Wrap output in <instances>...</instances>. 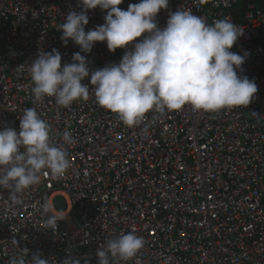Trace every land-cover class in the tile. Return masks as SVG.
<instances>
[{
  "label": "built area",
  "instance_id": "2783aa9c",
  "mask_svg": "<svg viewBox=\"0 0 264 264\" xmlns=\"http://www.w3.org/2000/svg\"><path fill=\"white\" fill-rule=\"evenodd\" d=\"M239 1L169 0L156 21L163 28L179 9L208 25L227 18L244 30L230 51L249 54L239 74L256 83L255 99L216 113L190 105L149 111L129 127L98 105L89 78L82 81L90 86L88 99L67 108L54 97L36 101L31 92L27 69L39 52L57 49L63 67L80 51L70 39L65 45L59 31L69 11H81L78 0H0V130L18 132L24 110L35 108L70 162L60 179L43 170L38 185L17 194L19 204L0 187V264L13 258L31 264L37 251L48 264L65 258L97 264L98 248L132 231L144 247L113 264H264V0H243L242 21L234 22ZM87 15L86 32L104 23L106 11ZM124 52L96 42L81 55L91 72L118 63ZM65 131L75 143L63 142ZM57 198L62 209L54 206ZM51 215L61 218L56 229L45 226Z\"/></svg>",
  "mask_w": 264,
  "mask_h": 264
},
{
  "label": "clouds",
  "instance_id": "9594fccd",
  "mask_svg": "<svg viewBox=\"0 0 264 264\" xmlns=\"http://www.w3.org/2000/svg\"><path fill=\"white\" fill-rule=\"evenodd\" d=\"M168 2L139 0L123 10L118 7L123 0H78L81 11H69L59 31L65 45L70 39L80 51L63 67L57 49L38 53L27 69L34 99L54 97L58 106L67 108L77 99H88L90 86L82 81L89 78L98 105L129 127L139 125L149 111L163 114L190 105L196 111L216 113L247 107L258 91L254 80L239 74L249 54L230 51L244 30L227 18L208 25L200 16L179 9L161 28L156 17ZM97 7L106 11L104 23L86 32L87 12ZM96 42H105L109 52L118 48L125 52L118 63L90 72L81 52L90 53ZM23 68V64L16 67ZM19 120L18 132L0 130V187L9 190L16 204L21 203L18 193L41 182L43 170L60 179L70 167L67 151L52 143L50 126L35 108H26ZM62 139L65 144L75 143L67 131ZM59 219L51 215L45 226L56 229ZM144 244L134 231L109 239L96 250L97 264L128 261ZM10 264L26 261L13 258ZM31 264H48V260L37 251L31 254ZM61 264L78 262L65 258Z\"/></svg>",
  "mask_w": 264,
  "mask_h": 264
},
{
  "label": "trees",
  "instance_id": "16d2710c",
  "mask_svg": "<svg viewBox=\"0 0 264 264\" xmlns=\"http://www.w3.org/2000/svg\"><path fill=\"white\" fill-rule=\"evenodd\" d=\"M245 3L243 0H240L235 7L233 8V21L234 22H241L242 21V13L244 11Z\"/></svg>",
  "mask_w": 264,
  "mask_h": 264
},
{
  "label": "rangeland",
  "instance_id": "374dc122",
  "mask_svg": "<svg viewBox=\"0 0 264 264\" xmlns=\"http://www.w3.org/2000/svg\"><path fill=\"white\" fill-rule=\"evenodd\" d=\"M54 206H55L57 209H62V207H63V202H62L61 198H57V199L54 201Z\"/></svg>",
  "mask_w": 264,
  "mask_h": 264
}]
</instances>
